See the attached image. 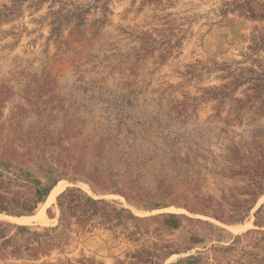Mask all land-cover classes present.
I'll return each mask as SVG.
<instances>
[{
    "label": "rangeland",
    "instance_id": "obj_1",
    "mask_svg": "<svg viewBox=\"0 0 264 264\" xmlns=\"http://www.w3.org/2000/svg\"><path fill=\"white\" fill-rule=\"evenodd\" d=\"M0 264H264V0H0Z\"/></svg>",
    "mask_w": 264,
    "mask_h": 264
}]
</instances>
